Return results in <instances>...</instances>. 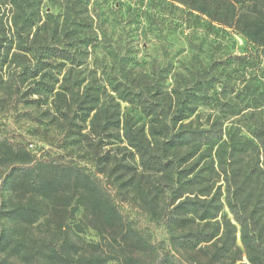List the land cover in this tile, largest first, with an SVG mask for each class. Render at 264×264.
<instances>
[{
  "label": "trees",
  "instance_id": "1",
  "mask_svg": "<svg viewBox=\"0 0 264 264\" xmlns=\"http://www.w3.org/2000/svg\"><path fill=\"white\" fill-rule=\"evenodd\" d=\"M171 1L207 17L211 24L231 28L264 51V0ZM76 5L56 16L42 9V0H0V64L7 65L1 83L6 98L14 104L41 105L53 97L54 111L46 110V115L61 120L73 136L82 137V123L90 118L88 133L94 137L89 145L100 171L162 223L173 248L187 251L192 262L173 250H160L121 211L112 188L87 167L57 155L38 156L24 142L2 134L0 161L7 168L0 174V252L47 264H264V176L253 169L241 177L234 172L229 176L223 168V199L221 189L210 187L212 168H198L208 150L218 145L219 155L225 146L233 147L236 136L244 140L246 129L259 142L264 173V121L228 129L218 116L211 120L210 113L201 121V104L220 107L221 93L236 91L238 96L239 91L236 84L221 82L216 96L210 89L221 80L215 75L197 79L195 74L176 81L171 89H132L111 82L119 98L146 121L139 124L133 115L120 112L114 118L107 105L100 106L99 97L81 92L77 81L70 82L69 74L80 65L81 46L92 39L83 31L90 22L81 18ZM67 64L64 82L55 91L57 75ZM35 94L38 98H31ZM114 143L115 151H100ZM225 207L231 216L223 214ZM79 209L83 218L72 226L83 231L82 223L100 236L88 244L89 251L67 231ZM41 221L48 234L35 237L29 230Z\"/></svg>",
  "mask_w": 264,
  "mask_h": 264
},
{
  "label": "rangeland",
  "instance_id": "2",
  "mask_svg": "<svg viewBox=\"0 0 264 264\" xmlns=\"http://www.w3.org/2000/svg\"><path fill=\"white\" fill-rule=\"evenodd\" d=\"M74 1L80 7L81 18H87L90 22L83 31L92 39L81 46L80 65L74 67L69 74L70 82L77 81L81 92L86 91L99 97L100 106L107 105L114 118L120 112L133 115L139 124L146 121L139 110L119 98L112 90L111 82H121L132 89L144 87L154 90L157 85L171 89L176 81L181 82L183 78L188 79L195 74L197 79L200 76L210 78L215 75L221 80L210 89L211 94L216 95L221 91V82H230L229 86L236 84L235 90L239 91L238 96L236 91L226 95L221 93L224 103L220 107L211 108L201 104L197 110L201 121L209 118L208 113L212 114L211 120L218 116V120L223 121L227 129L237 127L238 124L251 126L252 122L264 121V51L253 47L231 28L211 24L207 17L171 0H42V9L57 16L64 12L66 6L76 4ZM245 55L249 59H243ZM69 66L67 64L57 75L55 91L64 82ZM6 67L7 65L0 64V134L24 142L38 156L57 155L62 160L87 167L112 188L119 208L139 231L160 250H173L182 259L192 262L187 251L173 248L168 229L162 223L154 220L129 195L123 194L112 178L100 171V165L89 145L91 136L94 137L88 133L90 118L82 123L85 124L81 131L82 137L73 136L65 130L61 120H53L51 115H46V110L50 113L54 111L51 104L53 97L42 101L46 103L41 105L21 101L17 104L10 103L1 83L6 79ZM246 83L251 87L250 90L246 89ZM37 96L35 94L31 98H38ZM242 135H245L244 140L236 136L237 142L232 143L233 147L227 144L219 155L218 145L208 150L198 165V168H212L210 187L212 186L213 191L221 189L223 199L227 194L223 168L229 176L234 172L237 177H241L252 169L261 178L264 176L261 171L263 156L258 140L246 129H243ZM104 148L106 149L100 151H115L116 143ZM6 168L7 163L0 161V174ZM202 174H205L204 171ZM201 180L207 182L205 178ZM8 195L9 193L5 197ZM223 214L231 216L228 207H225ZM82 218L83 211L79 209L75 217L69 220L67 231L73 240L83 245V250L89 251L88 244L97 242L100 236L95 229L85 227L82 223L83 231L72 226V223L80 222ZM4 223L7 226L13 224L10 221ZM46 228V223L41 221L29 231L35 237H44L48 234ZM0 264L47 263L43 259L37 263L25 262L16 255L0 252Z\"/></svg>",
  "mask_w": 264,
  "mask_h": 264
}]
</instances>
